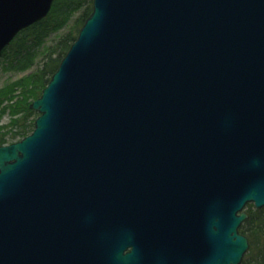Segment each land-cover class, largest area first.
I'll return each instance as SVG.
<instances>
[{
    "label": "water",
    "instance_id": "95a60500",
    "mask_svg": "<svg viewBox=\"0 0 264 264\" xmlns=\"http://www.w3.org/2000/svg\"><path fill=\"white\" fill-rule=\"evenodd\" d=\"M53 2L0 0V53ZM30 108L0 145V264L241 263L244 208L264 207V0H92Z\"/></svg>",
    "mask_w": 264,
    "mask_h": 264
},
{
    "label": "trees",
    "instance_id": "16d2710c",
    "mask_svg": "<svg viewBox=\"0 0 264 264\" xmlns=\"http://www.w3.org/2000/svg\"><path fill=\"white\" fill-rule=\"evenodd\" d=\"M91 10L92 0H55L47 17L20 31L3 50L2 69L22 75L0 87V116H9L0 125V145L32 131L37 114L29 105L40 96ZM51 33L54 37L47 41ZM247 207L239 231L248 238L249 249L241 264H264V207Z\"/></svg>",
    "mask_w": 264,
    "mask_h": 264
},
{
    "label": "flooded vegetation",
    "instance_id": "af4514ba",
    "mask_svg": "<svg viewBox=\"0 0 264 264\" xmlns=\"http://www.w3.org/2000/svg\"><path fill=\"white\" fill-rule=\"evenodd\" d=\"M144 205L138 203L135 206L134 215L132 217V226L128 227V230L135 235L137 242L139 245H141L143 241V235H144V229H143V223L145 221V216L143 213ZM187 206H181V214L178 217V221L182 225V234L185 238V240L188 242L190 238L194 239L196 238L197 230H196V224L197 219L194 216H191L187 211ZM133 248L132 245H127L123 253H127L131 251Z\"/></svg>",
    "mask_w": 264,
    "mask_h": 264
},
{
    "label": "rangeland",
    "instance_id": "374dc122",
    "mask_svg": "<svg viewBox=\"0 0 264 264\" xmlns=\"http://www.w3.org/2000/svg\"><path fill=\"white\" fill-rule=\"evenodd\" d=\"M54 37V34L51 33L48 37H47V41L51 40ZM4 65V61L2 59V57L0 56V87L6 82V81H10V80H14L16 78H18L20 75H22V73H13L11 71H7V70H3L2 67ZM9 121V116L5 113H3L0 116V125H3L5 123H7ZM252 208H254V206L252 205ZM248 207H245V211H247Z\"/></svg>",
    "mask_w": 264,
    "mask_h": 264
}]
</instances>
